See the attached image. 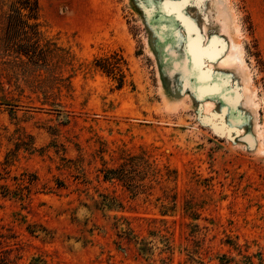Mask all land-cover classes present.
Listing matches in <instances>:
<instances>
[{"label":"rangeland","instance_id":"rangeland-1","mask_svg":"<svg viewBox=\"0 0 264 264\" xmlns=\"http://www.w3.org/2000/svg\"><path fill=\"white\" fill-rule=\"evenodd\" d=\"M12 1L0 2L8 264H264V0H37L35 19ZM20 19L46 52L6 47L25 42ZM195 41L218 55L195 64ZM233 44L247 84L217 63Z\"/></svg>","mask_w":264,"mask_h":264},{"label":"trees","instance_id":"trees-1","mask_svg":"<svg viewBox=\"0 0 264 264\" xmlns=\"http://www.w3.org/2000/svg\"><path fill=\"white\" fill-rule=\"evenodd\" d=\"M2 0H0L1 2ZM8 10L14 12L16 16H25L27 19H35V14L37 11V0H13L8 7ZM19 30L24 34L25 42H21L17 44L14 39L7 38L6 47L15 48L17 45L19 47L18 53L23 55L30 56H38L40 52H46L47 49H43L39 47L37 44L38 39H36L38 35L37 25L35 23H28L26 20H21L17 25ZM35 39V40H34ZM96 65L104 72L110 73L112 69V65L108 63L106 59L100 60V62H96ZM12 249L7 246L0 247V264H8L12 262L9 258V254Z\"/></svg>","mask_w":264,"mask_h":264},{"label":"bare ground","instance_id":"bare-ground-1","mask_svg":"<svg viewBox=\"0 0 264 264\" xmlns=\"http://www.w3.org/2000/svg\"><path fill=\"white\" fill-rule=\"evenodd\" d=\"M184 1V0H183ZM185 19V18H184ZM197 40V39H195ZM200 44V43H199ZM190 47L191 48L190 52L193 56V60H194V63L196 64L197 62L201 61L203 57H210V58H214L218 55L219 51L217 50V48H215L214 45H210L204 49H201L198 45V42L195 41V42H192L190 43ZM204 45V44H203ZM231 50H233V52H228L227 54H225V56L221 57V59L218 60V64H220L221 66H224V65H233V66H237V68H239L240 70L244 71V67H243V63H242V58H241V52L239 50V48L237 47V45L233 44L232 45V48ZM203 62V61H202ZM201 62V63H202ZM206 64V63H205ZM210 65V64H208ZM205 66V65H204ZM207 66V65H206ZM205 66V67H206ZM202 67V66H201ZM229 67V66H228ZM212 67L208 68V69H211ZM207 70V69H206ZM211 71V70H210ZM203 72L205 73V76L206 78H209L206 74V72L203 70ZM209 72V70H208ZM212 73V72H210ZM244 74V83L247 84L248 80H249V77L245 74L246 72L244 71L243 72ZM211 75V74H210ZM209 75V76H210ZM210 79V78H209ZM213 85V84H212ZM206 89V88H205ZM210 90V89H209ZM237 91V89H236ZM238 93V92H237ZM203 95V94H202ZM237 97H239V95H236ZM237 100V98H236ZM236 102V101H235ZM209 105V104H208ZM208 105L206 106L207 109H208ZM205 106V105H204ZM225 110V109H224ZM223 111V110H222ZM207 112V111H206ZM209 112V111H208ZM224 117V116H223ZM221 118V117H219ZM213 120V119H212ZM216 120V119H215ZM221 123V122H220ZM225 126V125H224ZM225 128V127H224ZM225 132V131H224Z\"/></svg>","mask_w":264,"mask_h":264}]
</instances>
